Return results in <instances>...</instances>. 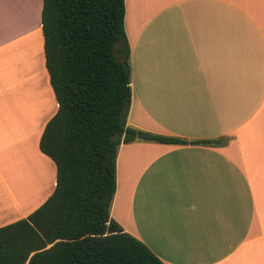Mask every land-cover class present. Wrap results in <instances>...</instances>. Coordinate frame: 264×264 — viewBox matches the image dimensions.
<instances>
[{"label":"crops","instance_id":"1","mask_svg":"<svg viewBox=\"0 0 264 264\" xmlns=\"http://www.w3.org/2000/svg\"><path fill=\"white\" fill-rule=\"evenodd\" d=\"M41 10L0 0V227L56 183ZM124 27L127 125L186 142L120 144L110 217L165 264H264V0H125Z\"/></svg>","mask_w":264,"mask_h":264},{"label":"trees","instance_id":"2","mask_svg":"<svg viewBox=\"0 0 264 264\" xmlns=\"http://www.w3.org/2000/svg\"><path fill=\"white\" fill-rule=\"evenodd\" d=\"M124 17L125 0H42L45 64L58 108L39 149L54 162L56 183L26 218L0 227V264H165L110 217L120 144L186 142L127 125Z\"/></svg>","mask_w":264,"mask_h":264},{"label":"bare ground","instance_id":"3","mask_svg":"<svg viewBox=\"0 0 264 264\" xmlns=\"http://www.w3.org/2000/svg\"><path fill=\"white\" fill-rule=\"evenodd\" d=\"M24 204H25V203H24ZM11 206H12V205H11ZM0 207L2 208L3 206L0 205ZM8 207H9V206H8ZM0 211H1V209H0Z\"/></svg>","mask_w":264,"mask_h":264},{"label":"rangeland","instance_id":"4","mask_svg":"<svg viewBox=\"0 0 264 264\" xmlns=\"http://www.w3.org/2000/svg\"><path fill=\"white\" fill-rule=\"evenodd\" d=\"M117 55V54H116ZM118 56V55H117Z\"/></svg>","mask_w":264,"mask_h":264}]
</instances>
